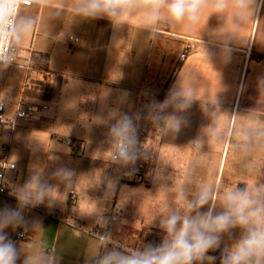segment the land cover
<instances>
[{
  "label": "crops",
  "instance_id": "1",
  "mask_svg": "<svg viewBox=\"0 0 264 264\" xmlns=\"http://www.w3.org/2000/svg\"><path fill=\"white\" fill-rule=\"evenodd\" d=\"M207 15L205 11L200 23L190 30L162 26V35L156 41L140 33L138 16L130 18L121 33L114 32L105 19L69 26L72 18L66 16L52 27L57 38L68 30L62 41L51 42L45 28L25 41L22 56L25 62L34 60L32 70L24 73L9 67L0 73V91L10 89L9 116L15 114L20 102L48 107L36 119L21 121L14 130L0 125V160L11 162L16 157V169L5 175L9 194L0 200V209L16 208L12 186L25 183L33 165L42 167L46 177L62 166L73 169L80 177L75 202L68 192L66 200L54 207L41 204L24 210L27 221L40 223L41 240L56 248L60 264H87L98 243L92 235L95 232H110L112 241L126 248L161 242L163 233L156 226L158 221H154L163 199L153 179L159 159L171 164L177 178L185 167L200 161L197 183L207 178L209 169H214L226 186L254 183L256 176L241 175L239 158L229 148L214 147L201 155L187 146L210 122L201 111L199 100L185 114L188 126L175 136L159 140L148 120L137 122L139 142L153 150L148 160L136 162L131 174L108 161L109 153L104 152L108 148L109 127L114 122L110 115L118 111L145 116V106L152 101L162 102L179 76L198 77L201 86L197 97L212 100L216 96L222 112L244 114L257 107V82L264 77V0L257 14L259 20L250 22L240 32L242 37L254 35L256 40L234 43L227 63L220 59L218 41L210 36L220 24L218 19L209 17L202 29ZM72 38H78L80 43L74 45ZM188 44L194 48L181 61ZM204 48L210 53L211 64ZM68 141L81 143L82 151L74 150ZM256 160L264 167V150L257 153ZM100 174L101 183L90 187L92 178H99ZM108 180L115 182V190L106 198ZM60 190L63 192V185ZM93 201H103L107 221L104 229L89 215L95 211ZM20 231L23 228L6 229L17 245L27 242L30 236L28 233L24 241L15 239L13 233Z\"/></svg>",
  "mask_w": 264,
  "mask_h": 264
},
{
  "label": "clouds",
  "instance_id": "2",
  "mask_svg": "<svg viewBox=\"0 0 264 264\" xmlns=\"http://www.w3.org/2000/svg\"><path fill=\"white\" fill-rule=\"evenodd\" d=\"M261 6L262 0H0V73L13 65L24 73L30 71L34 60L25 62L20 56L25 41L40 28L48 30L51 42L62 41L68 30L57 38L52 34V27L66 16L72 18L69 26L105 19L117 33L124 32L129 19L138 16L140 33L156 41L162 35V26L173 30L183 26L190 30L200 23L202 14L207 11L202 29L209 17L218 19L220 24L211 30L210 36L218 41L220 59L227 63L234 43L256 40L254 35L244 38L240 32L250 22L259 20L257 14ZM205 53L210 63V53L206 49ZM200 86L198 77L179 76L162 102L152 101L145 106V116L114 111L110 115L114 122L107 134L108 148L104 151L109 153L108 161L128 169L126 174H131L136 162L148 160L153 150L139 142L137 122L148 120L159 140L175 136L188 126L185 114L199 100L201 111L210 122L201 127L187 146L201 155L214 147L229 148L239 158L241 175L256 176L254 183L226 186L214 169H209L207 178L197 183L195 177L200 161L185 167L177 178L171 164L159 159L153 179L163 199L154 221H158L156 226L163 233L161 242L126 248L113 242L110 232H95L92 235L98 243L93 255L87 258V264H215L217 257L209 253L216 250H221L220 264H264V167L256 160L257 153L264 150V77L257 82V107L244 114L222 112L216 96L212 100L206 96L198 98L196 93ZM9 92L10 89L0 91V108L10 102ZM205 148L207 152L203 151ZM13 157L4 168L14 167L16 157ZM169 167L171 172H167ZM79 178L73 169L63 166L46 177L42 167L33 165L28 180L12 186L16 208L0 209V264H17L18 261L21 264H60L56 248L41 240L40 223L27 221L24 210L41 204L51 208L63 203L68 192H75ZM99 183L101 174L99 178H92L90 187ZM114 190L115 182L108 180L106 198ZM93 202L95 211L89 215L104 229L107 221L101 206L103 201ZM9 228H23L22 235L30 233L28 241L17 245L6 232Z\"/></svg>",
  "mask_w": 264,
  "mask_h": 264
},
{
  "label": "built area",
  "instance_id": "3",
  "mask_svg": "<svg viewBox=\"0 0 264 264\" xmlns=\"http://www.w3.org/2000/svg\"><path fill=\"white\" fill-rule=\"evenodd\" d=\"M71 42L77 46L80 43V40L78 38H72ZM192 48H194L192 44H188L185 47L184 52L180 56L181 61L187 59L189 52L192 50ZM20 56L23 58L22 52L20 53ZM10 67H16V66L13 65ZM27 81H29V79ZM46 110H48V107L45 105L20 102L17 105V110L15 114L13 116H9L7 114V105H6L5 107L0 108V125H2L4 128H7L9 130H14L18 127L21 121L36 119L38 116H40L41 113L45 112ZM67 143L74 150L82 151L83 149L82 144L77 141H68ZM10 163L11 162L6 160L5 158L0 160V177H3V182H0V200L9 194L8 185L5 178L6 172L8 170L16 169V165H14V167L12 168H4L7 167ZM70 198L72 202H75L78 198L77 192L76 191L70 192ZM113 220L116 219L113 218ZM22 233L23 231L14 232L13 237L17 240H22V241L27 240L28 238L27 234L22 235Z\"/></svg>",
  "mask_w": 264,
  "mask_h": 264
},
{
  "label": "trees",
  "instance_id": "4",
  "mask_svg": "<svg viewBox=\"0 0 264 264\" xmlns=\"http://www.w3.org/2000/svg\"><path fill=\"white\" fill-rule=\"evenodd\" d=\"M209 254L217 257L215 264H220L219 257L221 255V250H216L215 252H210Z\"/></svg>",
  "mask_w": 264,
  "mask_h": 264
}]
</instances>
